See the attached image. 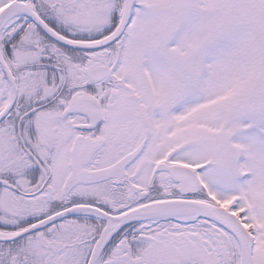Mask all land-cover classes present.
<instances>
[{
  "label": "snow or ice",
  "instance_id": "1",
  "mask_svg": "<svg viewBox=\"0 0 264 264\" xmlns=\"http://www.w3.org/2000/svg\"><path fill=\"white\" fill-rule=\"evenodd\" d=\"M0 264H264V0H0Z\"/></svg>",
  "mask_w": 264,
  "mask_h": 264
}]
</instances>
